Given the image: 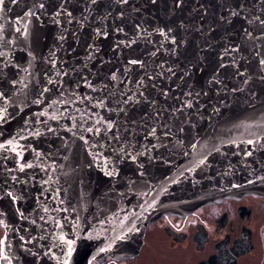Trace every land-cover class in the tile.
<instances>
[{"label":"water","instance_id":"95a60500","mask_svg":"<svg viewBox=\"0 0 264 264\" xmlns=\"http://www.w3.org/2000/svg\"><path fill=\"white\" fill-rule=\"evenodd\" d=\"M254 16L264 0H4L0 144L17 148H0V227L11 264H61V236L74 241L70 264L125 260L160 216L264 197Z\"/></svg>","mask_w":264,"mask_h":264},{"label":"flooded vegetation","instance_id":"af4514ba","mask_svg":"<svg viewBox=\"0 0 264 264\" xmlns=\"http://www.w3.org/2000/svg\"><path fill=\"white\" fill-rule=\"evenodd\" d=\"M3 230L0 227V247ZM92 264H264V197L243 195L148 224L138 253Z\"/></svg>","mask_w":264,"mask_h":264},{"label":"snow or ice","instance_id":"6c2138e0","mask_svg":"<svg viewBox=\"0 0 264 264\" xmlns=\"http://www.w3.org/2000/svg\"><path fill=\"white\" fill-rule=\"evenodd\" d=\"M16 2H17V0H11V3H16ZM96 2H97V0H92V3L93 4H95ZM182 2H183V0H177V7H179ZM119 3H121V4H127L128 3V0H119ZM151 3L152 4H156L157 3V0H151ZM3 4H4V0H0V6H3ZM38 7L40 9H43L45 7V5L43 3H39L38 4ZM33 14L34 13H32L31 11H29V13H28V15H33ZM231 14L233 16H237L239 14V12L236 11V10H232L231 11ZM57 15H59V13H57ZM69 15H71V13H69ZM121 15H123V13H121ZM256 21H259V33L260 34L257 36L254 32H252L249 29H245V33H246V35L249 38L254 39V40L264 39V18H262L261 16H254L252 19H249L248 20V23L250 25H253ZM16 31L17 32H20L21 29L20 28H17ZM25 31H26V29H25ZM161 35H163V32H161ZM61 39H63V37H61ZM173 43H175V40H173ZM229 50L231 52H236V51L239 50V48L238 47H230V49H225L226 52H228ZM0 55H3V53H0ZM129 63H131V64H137V63H139V61H137V60H131V61H129ZM233 63H235V62L233 61ZM259 64L262 67V70H264V59H260L259 60ZM221 67H225V65L224 64H221ZM167 71L171 72L172 69L169 68V69H167ZM237 74L238 75H244V73H240V72H238ZM64 75H67V73H64ZM113 79H116L115 75H113ZM262 79H264V77H262ZM49 83H52V81L49 80ZM244 83L247 84L248 81L247 80H244ZM12 84H13V87H15L16 81H12ZM47 90L48 89L45 88V91H47ZM237 90L238 89H233V91H237ZM4 95L5 94L3 92H0V96H4ZM134 95L135 94H133V96ZM141 95H143V93H141ZM164 95L167 96V93H164ZM186 95H189L190 96L192 94L191 93H187ZM197 95H199V93H197ZM133 96H128L127 100H125L124 103H128L129 101H132L133 100ZM69 100L72 103H76V101L75 100H71V98H69ZM37 102H39V101H37ZM136 102L138 103L139 101H136ZM53 103H56V101H53ZM60 103H66V102L62 100V101H60ZM98 103H99L100 106H104L103 100L98 101ZM93 106L95 107L96 105H93ZM186 106L187 107H191L192 106L191 101H188L186 103ZM50 107H51V105H50ZM121 111H123V109H121ZM6 113H7V108H0V120H6L7 119ZM51 118L52 119H55L56 117L53 116ZM101 122H102L101 120H97L96 121V124L99 125ZM112 128H113V125L111 123H109L107 125V130L110 132L112 130ZM86 131H88V132H96L97 134H99L101 130H100L99 127H95L94 126V127L87 128ZM152 131H153V134H154L155 133V129H153ZM181 131H183V129H181ZM39 134H40L39 132L36 133V135H39ZM80 139H83V136H81ZM114 139H118V137H114ZM85 143H87V141H85ZM247 143L248 144H253L254 141L250 139V140L247 141ZM192 147L195 148L196 145H192ZM0 148L6 149V150L10 149L11 151L15 152L16 151V148H17V145H15L12 140H9V141H7L6 144H0ZM120 151L123 152L125 155L131 156V153L126 152L125 149H121ZM246 154L249 155V156H251L252 155V152H247ZM117 158H119V156ZM135 158H136L135 156H132V159H135ZM200 163L203 164L204 161L201 160ZM27 166L28 167H31V165H27ZM23 167L24 166L22 165L21 166V170H23ZM105 174L108 175V176H112L113 175V172L112 171H106ZM8 195L11 196L12 194L11 193H8ZM45 211H47V209H45ZM60 240L63 243L67 244V252L63 254L64 255V259L61 262V264H70V260H71V257H72V253L74 251V248L72 246L73 243H74V241L64 240V237L63 236L60 237ZM101 251H104V250L101 249ZM45 255H47V253H45ZM0 261H7L8 264H11V260H10L9 256L5 253V250L2 247H0ZM89 264H91V262H89Z\"/></svg>","mask_w":264,"mask_h":264}]
</instances>
